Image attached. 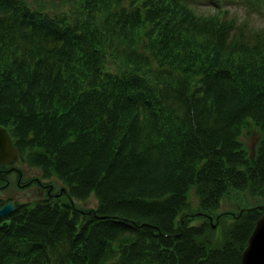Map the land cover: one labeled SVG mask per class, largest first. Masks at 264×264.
I'll list each match as a JSON object with an SVG mask.
<instances>
[{"label":"trees","instance_id":"16d2710c","mask_svg":"<svg viewBox=\"0 0 264 264\" xmlns=\"http://www.w3.org/2000/svg\"><path fill=\"white\" fill-rule=\"evenodd\" d=\"M35 1L0 0V125L66 187L0 215V264H240L264 205L215 215L231 221L217 244L191 218L225 189L264 195V31L236 30L246 19L224 17L229 0L207 13L187 0H61L53 13ZM247 118L260 130L250 153ZM90 190L96 204L74 208Z\"/></svg>","mask_w":264,"mask_h":264},{"label":"rangeland","instance_id":"374dc122","mask_svg":"<svg viewBox=\"0 0 264 264\" xmlns=\"http://www.w3.org/2000/svg\"><path fill=\"white\" fill-rule=\"evenodd\" d=\"M26 1L29 3H34V0H26ZM78 1H80V0H78ZM122 1L125 2L126 0H122ZM187 1L192 6H194V8L196 10H198L200 12L207 13V12L212 11V5H210L207 0H187ZM36 2H37V0L35 1V4H36ZM60 3H61V0H40L39 6L45 8V9H42L43 11L46 10L48 13H53V12H56L55 7H59ZM225 6L227 7V10H226L227 15L224 16L225 18H229L230 15H235L237 18L243 17L246 19V21L242 25L235 27L236 30H242L243 29L244 32L245 31L248 33L252 32V34L256 33L259 35L263 34V31H264V15L262 13V12H264L263 6L262 7L259 6L257 8L256 5H253L250 3L247 4L246 1H244V0H229V1H226ZM255 6H256V8H255ZM78 27L80 28V25ZM240 28H242V29H240ZM140 40H139V43L137 44L138 48H140L141 44L144 43V48L142 47V49H144V52L147 53V44L144 41L146 39L142 38V40L141 41ZM103 67L105 69H109L112 71H114L116 68L115 64L108 59H106L104 61ZM196 84H197V80H196V75H195L190 81L189 90L193 89L196 86ZM244 122H247V123H245V125H243L242 127L239 128L238 137H239L240 141L244 143L248 153H250V152H253L255 150L254 142L257 139V137L260 135V130L256 126H254L250 123L251 120L249 118H247L246 121L244 120ZM66 138L70 139V138H72V135L69 134ZM258 161L260 163H262V165H260V168L262 171H264V161L262 159H258ZM35 162H36L35 159L34 158L32 159L31 157L28 158V161H27L26 157L24 156V153L22 156L19 157V153L17 152L11 161V165L16 166L15 170L12 171L10 169L11 173L8 175V178H9L8 184L4 188L0 189V197L5 196V195L11 196L12 194H14V192L16 190V186H17V184H16L17 179L20 180L21 182H24V181H27L26 179H29L30 177H32L31 181L34 182L33 176H36L37 178L39 177V178H41V180L51 183L54 188L59 187L62 189V186L66 187L63 183V179L59 175H57L56 173H53L51 168H49L48 172H42L41 165L37 164ZM46 173H49V174H46ZM43 174H46V175H43ZM263 175H264V172L262 173V176ZM0 181H1V179H0ZM17 187H19V186H17ZM189 189H190L189 197H190V200L192 203V208H194L195 203H196V197L191 192V190H193V187H190ZM52 191H56V190L53 189ZM62 194L63 193L61 192L58 197L61 196L60 200L64 201L65 195L64 194L62 195ZM35 195H37V194H35ZM41 195H42V192H41ZM43 195H44V193H43ZM58 197H55L53 199H58ZM15 198H16L15 199L16 202H18V201L20 202L21 200H25L26 198H29V195L28 194H24V195L20 194L18 196L16 195ZM34 198H32V200ZM42 198H44V197H42ZM10 199L11 198L5 199L3 202L10 200ZM253 199L254 198L248 194V190H245V189L244 190H240V189H238V190H234V189L227 190V189H225L222 192V194L220 193V199L218 201V206L216 209L213 210V213L211 214V216L210 215L207 217L206 216H202V217L201 216H192L193 211H191V210L187 211V213L190 216H192L191 222H193V223L198 224L202 220L207 219V221L209 222V230H207L204 233L203 237L206 238L208 241H213V244H217L216 242H218L219 239H221L220 233L223 232L224 229H227L229 224L231 223L229 218H227L225 216H223L222 219L218 221L217 217H216V216H218V213L220 211H227L228 213H230V212H233L237 208L248 207L250 204H255L258 207H261L264 205V195H260L257 198H255L254 200ZM72 200H73V207L80 209L82 211L84 209H87L89 207L94 206L96 204L97 197L95 196L94 191L90 190L86 195H84V197L76 198V197L72 196L71 201ZM28 201H31V200L28 199ZM3 202H1L0 204H2ZM12 205H13V203H12ZM179 217L181 220L182 216L180 215ZM77 218H79V217H77ZM228 231H229V228H228L227 232L225 233V236H226V238H231V235L228 234Z\"/></svg>","mask_w":264,"mask_h":264},{"label":"water","instance_id":"95a60500","mask_svg":"<svg viewBox=\"0 0 264 264\" xmlns=\"http://www.w3.org/2000/svg\"><path fill=\"white\" fill-rule=\"evenodd\" d=\"M17 150L4 126L0 125V161L8 162ZM12 208L11 200L0 204V215ZM240 264H264V210L255 218L239 252Z\"/></svg>","mask_w":264,"mask_h":264},{"label":"flooded vegetation","instance_id":"af4514ba","mask_svg":"<svg viewBox=\"0 0 264 264\" xmlns=\"http://www.w3.org/2000/svg\"><path fill=\"white\" fill-rule=\"evenodd\" d=\"M15 156V155H14ZM8 161V162H2L0 161V189L4 188L5 186H7L8 184V175L11 173L10 169L12 171L15 170V165H11V161L13 159V157ZM17 171V170H16ZM8 173V174H7ZM18 173V172H17ZM34 178V182H32V177H30L29 179H26L27 181L21 182L20 180H16V190L14 192V194H12L11 196H2L0 197V203L3 202L5 199H9L13 201L16 199V195H24V194H28L29 198H26L25 200H32V198H39L41 199L42 197H46L48 194H52V195H56V191H52L54 189V187L52 186L51 183L47 182V181H43L41 180V178H37L36 176H33ZM46 182V183H45ZM62 190L61 188H59V191ZM42 192V195H41ZM44 193V195H43ZM37 194V195H35ZM15 195V196H14ZM2 198V199H1ZM34 198V199H35ZM43 199V198H42Z\"/></svg>","mask_w":264,"mask_h":264}]
</instances>
